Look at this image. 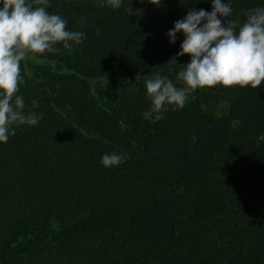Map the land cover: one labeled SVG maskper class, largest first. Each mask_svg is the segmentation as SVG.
<instances>
[{
  "label": "trees",
  "instance_id": "16d2710c",
  "mask_svg": "<svg viewBox=\"0 0 264 264\" xmlns=\"http://www.w3.org/2000/svg\"><path fill=\"white\" fill-rule=\"evenodd\" d=\"M222 2L241 23L264 7ZM190 9L212 0H49L85 38L34 56L48 66L35 76L21 62L24 112L43 118L0 143V264H264V82L197 89L161 120L143 117L145 79L176 82L190 62L168 63L184 35L167 36ZM115 73L140 83L96 97L92 83ZM202 96L228 112H206ZM111 153L126 158L106 168Z\"/></svg>",
  "mask_w": 264,
  "mask_h": 264
},
{
  "label": "clouds",
  "instance_id": "9594fccd",
  "mask_svg": "<svg viewBox=\"0 0 264 264\" xmlns=\"http://www.w3.org/2000/svg\"><path fill=\"white\" fill-rule=\"evenodd\" d=\"M149 2L155 5V0ZM121 3L122 0H100L101 7L112 9L120 8ZM48 6L49 0H0V143L15 135L14 125L35 126L43 118L42 114L24 112L25 102L18 94L25 83L21 62L30 55L58 52L55 47L58 44L68 48L69 42L80 44L85 38L82 31L67 30V21L49 13ZM127 11L132 14L131 7ZM231 15L229 3L212 0L211 12L190 9L185 18L174 23L167 33L169 42L175 44L177 33H183L184 40L177 57L168 63L177 64V58L185 55L191 59L186 65H180L176 82L160 74L145 79L150 101L149 110L143 113L145 120L153 123L161 120L168 107L182 109L197 89L217 85L253 89L261 86L264 82V7L244 12L243 23L229 19ZM84 22L85 18L81 17V27ZM96 34L100 35L99 30ZM177 83L182 86L178 87ZM33 107H38L36 101ZM125 158L122 154H105L101 163L109 168L120 165Z\"/></svg>",
  "mask_w": 264,
  "mask_h": 264
},
{
  "label": "rangeland",
  "instance_id": "374dc122",
  "mask_svg": "<svg viewBox=\"0 0 264 264\" xmlns=\"http://www.w3.org/2000/svg\"><path fill=\"white\" fill-rule=\"evenodd\" d=\"M23 63L27 73L30 76H35L39 71L48 68L47 63L31 55L25 61H23ZM124 78L125 76H123L121 73H115L111 76H108L107 78L94 81L92 83L94 95L106 102H112L115 96L121 93L123 88L127 86L133 88L140 83V81L137 79L125 80ZM205 89L206 88L201 89V94ZM201 99L203 100L204 109L206 112L216 117L225 115L229 110V101H223L219 104H215L213 102H208L203 96Z\"/></svg>",
  "mask_w": 264,
  "mask_h": 264
}]
</instances>
